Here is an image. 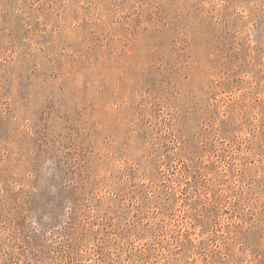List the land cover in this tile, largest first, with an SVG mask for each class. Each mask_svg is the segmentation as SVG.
I'll return each mask as SVG.
<instances>
[{
	"label": "rangeland",
	"instance_id": "rangeland-1",
	"mask_svg": "<svg viewBox=\"0 0 264 264\" xmlns=\"http://www.w3.org/2000/svg\"><path fill=\"white\" fill-rule=\"evenodd\" d=\"M0 264H264V0H0Z\"/></svg>",
	"mask_w": 264,
	"mask_h": 264
}]
</instances>
